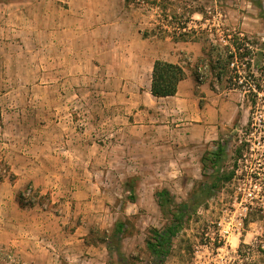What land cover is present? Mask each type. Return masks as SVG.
Wrapping results in <instances>:
<instances>
[{
    "label": "rangeland",
    "instance_id": "374dc122",
    "mask_svg": "<svg viewBox=\"0 0 264 264\" xmlns=\"http://www.w3.org/2000/svg\"><path fill=\"white\" fill-rule=\"evenodd\" d=\"M184 1H123L126 29L22 22L33 7L0 0V264H264V105L248 123L202 52L212 28L262 42L264 0ZM132 35L142 58L117 48ZM155 47L185 74L171 103L144 94Z\"/></svg>",
    "mask_w": 264,
    "mask_h": 264
},
{
    "label": "trees",
    "instance_id": "16d2710c",
    "mask_svg": "<svg viewBox=\"0 0 264 264\" xmlns=\"http://www.w3.org/2000/svg\"><path fill=\"white\" fill-rule=\"evenodd\" d=\"M124 1L126 5L132 2V0ZM142 1L159 6L167 0ZM184 4L191 13H199L202 16L206 14L205 6L199 0H185ZM221 31H223L222 35L217 36L216 29H211L214 38L209 42L208 48H202V52L209 57L217 83L224 80L228 89H238L243 92L250 107L249 123L264 105V38L262 42H259L251 40L239 31H228L227 29H221ZM200 32L204 33L205 30ZM184 78L182 67L156 59L152 65L150 94L156 98L174 96L178 83ZM218 151H221L220 147H218ZM218 154L217 152L215 156ZM22 193L20 192L18 195L20 204L23 201ZM175 233L176 228L173 226H169L163 231L153 229L152 234L146 240L147 249L153 255L167 256L171 250V241Z\"/></svg>",
    "mask_w": 264,
    "mask_h": 264
},
{
    "label": "crops",
    "instance_id": "0c3cea01",
    "mask_svg": "<svg viewBox=\"0 0 264 264\" xmlns=\"http://www.w3.org/2000/svg\"><path fill=\"white\" fill-rule=\"evenodd\" d=\"M123 1L124 0H118V3L114 6V8H110L107 15L105 16L102 4L103 2H108V0H26V3H24L23 6L30 5L31 7H33L31 14H28L27 11L22 10L19 11L21 15H18L17 17L21 18L22 22L23 20L29 21L32 19H43L48 22V26H50L51 28L67 27L70 25L74 26L75 23H77L79 26L88 25L92 28H100L103 26L112 28L113 26H118L119 24H121L122 27H125L127 29L128 23H125L123 21L121 23L119 22L120 17H123ZM8 7H10V5ZM55 33L53 34V37L51 39L52 45H55L56 43V41L54 40ZM148 41L149 40L143 39L139 35H132L130 36V39L126 40L125 42H117V48H124V52H126V58H132L135 56L138 58H142L144 54H146L145 49L146 51H148V49L152 46ZM121 43H123L122 47L120 46ZM175 45H178V43H175ZM138 47L142 48V53H139L136 50V48ZM156 48L157 47H155V49ZM155 49L153 52L154 57L150 61L147 68V80L146 85L144 86V94L154 99L152 100V102L162 100L164 102L171 103L172 100L169 99H175L179 91V85H181L182 82H185L186 79H183L178 83L177 92L174 96L163 98L153 97L150 94V81L153 62L156 59L167 61L170 63L177 62L176 60H174V54H172V56L170 55L164 57L162 56V54H159L158 49ZM191 137L194 139L193 135ZM202 139H205L207 141L208 138L203 136Z\"/></svg>",
    "mask_w": 264,
    "mask_h": 264
},
{
    "label": "built area",
    "instance_id": "2783aa9c",
    "mask_svg": "<svg viewBox=\"0 0 264 264\" xmlns=\"http://www.w3.org/2000/svg\"><path fill=\"white\" fill-rule=\"evenodd\" d=\"M260 170H261L260 168H258L257 170H250V173L248 174L250 181H254V186H256L257 188H259L261 184H264V179H262V175L264 176V172L262 173ZM257 182H259V184H256ZM248 194L251 195V193H248ZM262 196L263 194H260L258 192L256 194L254 193L252 198H256L260 200ZM246 209L247 207L244 208V211H246Z\"/></svg>",
    "mask_w": 264,
    "mask_h": 264
}]
</instances>
